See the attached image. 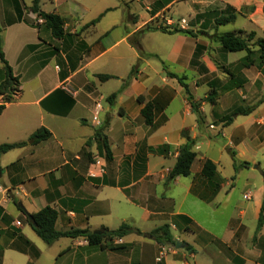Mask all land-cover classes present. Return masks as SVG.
<instances>
[{"label":"crops","instance_id":"crops-1","mask_svg":"<svg viewBox=\"0 0 264 264\" xmlns=\"http://www.w3.org/2000/svg\"><path fill=\"white\" fill-rule=\"evenodd\" d=\"M32 2L0 0L2 47L20 89L0 114V145L27 141L41 127L52 135L0 156V264H264V223L255 237L264 199V136L256 132L264 131V100L241 113L255 97L242 95L262 79L264 62L257 52L252 61L246 55L231 59L216 37L224 33L216 20L235 13L232 22L242 18V31L264 39V0H40L41 10L64 19L60 38L37 22ZM148 24L193 34L141 32ZM162 34L171 42L165 52L151 44L164 42ZM163 65L186 77L202 121ZM133 68L110 103L108 96ZM99 74L113 77L101 80ZM5 77L0 60V85ZM212 89L215 104L203 99ZM147 102L155 105L152 125L142 113ZM188 139L197 153L191 173L169 180ZM233 152L252 165L236 170ZM206 159L217 166L216 187L202 174ZM48 205L58 213L59 231L98 232L129 223L143 234L111 244H91L83 236L48 244L28 216ZM165 224L180 247L148 234Z\"/></svg>","mask_w":264,"mask_h":264},{"label":"trees","instance_id":"trees-1","mask_svg":"<svg viewBox=\"0 0 264 264\" xmlns=\"http://www.w3.org/2000/svg\"><path fill=\"white\" fill-rule=\"evenodd\" d=\"M31 10L35 13H37L40 16H43L46 18V24L49 26L52 30V33L54 34L55 37H62L64 34V19L56 14V13H49L45 12L40 9V0H33L32 5H31ZM237 17V14H230V15H222L220 16L217 20L216 23L218 25H226L232 21H234ZM100 19V16L94 20H92L89 24H94ZM153 30H161L163 32H168V33H186V34H193L191 30L188 29H183L178 26H174L172 28L166 26V25H160L159 27L152 26L148 24L144 29L141 30V32H148V31H153ZM1 31V29H0ZM217 40L221 42L222 47L230 52H238V51H245L246 54V59L248 60H253L252 55L255 53V50L252 47L251 42L255 39L256 37V32L251 31L247 35H245V32L240 30V31H229V32H224L221 34H218ZM254 44L258 47L259 51V57L261 59V62H264V39L258 37L255 39ZM0 60L4 64V68L6 71V77L4 81L0 85V94H3V103L0 104V114L3 112L5 109L6 103L14 100L15 96L19 92V79L18 77L13 75V71L11 66L9 65L4 51L2 47V40H1V35H0ZM164 69L167 71V74L173 78H176L180 84L184 87L185 92L187 93L188 99L192 105V108L194 112L197 114L199 121H202L203 116L200 111V102L195 101L193 95L191 94L189 90L188 84L185 82L186 77L185 76H179L178 74L174 72H170L167 70V66L163 65ZM134 68L131 71L130 75L127 78V81L122 85L120 90L112 93L111 95L108 96L107 100L110 103H114L117 95L119 92L126 86L128 80L131 78V76L134 73ZM98 77L101 80H108L112 78L113 76L110 74H99ZM216 95L217 91L215 89H212L208 95H207V100L215 104L216 103ZM256 105H252L249 108L242 110V114H249L256 108ZM154 108L155 105L152 102H147L145 106L142 109V113L145 116L146 123L149 125L153 124V117H154ZM51 132L45 128L41 127L37 130H35L28 138L27 141H21L17 143H5L0 145V156L13 149L16 147L24 146L28 143L31 144H36L39 143L49 137H51ZM97 138L101 142V147L105 151V154L108 158H111V151L109 148V145L107 143V138L106 136L102 133V129L97 130ZM195 145V141L188 139L183 145H181L179 149V154L177 157V160L170 171L169 174V180L174 179L177 176H187L191 173V167L193 164V161L195 160L197 153L193 149ZM233 158H234V164H235V169L238 170L239 167H247L250 166V163L247 161H239L235 157V153L233 152ZM202 174L207 177L215 187L219 185L221 180L219 179L218 172H217V166L216 164L210 160L206 159L203 163L202 167ZM29 221L32 226V228L35 230V232L48 244L53 243L55 240L61 238V237H78V236H83L85 237L89 243L91 244H101L103 241L110 243L113 241L114 238L116 237H123L127 234L130 233H137V234H143L142 231L138 228L133 227L129 223H123L121 224L117 229H102L98 232L91 231L89 229H72L68 231H59L55 227V223L57 220L58 213L57 211L51 207L50 205L42 208L38 212L29 214ZM264 223V199H263V205L261 208L259 220H258V225L257 229L255 232V237L256 234L259 232L261 229L262 225ZM151 236H153L159 243H171V244H176V240L174 239L173 234L170 232V227L169 225L165 224L162 225L154 230H152L150 233Z\"/></svg>","mask_w":264,"mask_h":264},{"label":"rangeland","instance_id":"rangeland-1","mask_svg":"<svg viewBox=\"0 0 264 264\" xmlns=\"http://www.w3.org/2000/svg\"><path fill=\"white\" fill-rule=\"evenodd\" d=\"M174 18L176 19V20H178V15H174ZM245 22H244V20L242 19V18H238V20L237 21H235V22H230V23H228V24H226V25H221V26H219V31L220 32H227V31H238V30H244V28H245ZM248 33H250V32H246L245 33V35H247ZM162 38H163V40H165L164 42H162L161 43V40L160 39H157V40H154V41H151V44L154 46L155 45V47L157 48V49H159V50H161L162 52H165V50H167L166 48L167 47H169V45L171 44V42H168V40H170V37L168 36V35H164V34H162ZM255 39H257V36L255 37ZM255 39L251 42V44H252V47L256 50L255 51V53L257 52V53H259V51H258V47L254 44V41H255ZM254 53V54H255ZM247 53L245 52V51H238V52H231V54H230V58L231 59H237V58H239L240 56H242V55H246ZM253 56V55H252ZM221 69H220V71L222 72V73H225L227 70H226V68L225 67H220ZM229 70V69H228ZM228 72V71H227ZM186 76L188 77V81L189 82H191L192 81V79H193V73L191 72V71H189V70H187L186 71ZM264 74V73H263ZM205 90H207V87H201L200 88V91H198L200 94H203V92L205 91ZM246 91H244V93H243V95L242 96H246V95H248L247 93H249V95H255V97L252 99V100H250V105L252 106V105H259L261 102H263V100H264V76H262V79H257L256 80V82L254 83V85H253V88L251 89V90H247V88L245 89ZM206 95H208V93L206 94ZM249 95H248V97H249ZM241 96V97H242ZM207 96H205V97H203V99H205V100H207V98H206ZM247 97V96H246ZM218 98V95H216V99ZM241 100L242 101H247L248 100V98H246V99H244L243 100V98H241ZM209 102V101H208ZM249 103V102H248ZM210 106V105H209ZM217 130V129H216ZM257 134L259 135V136H261V138H262V135L264 136V131H262L261 129H258L257 128ZM264 140V139H263ZM259 154V153H258ZM259 156H262L261 158H262V163H263V165H264V154H259ZM230 159V158H229ZM228 165H229V162L225 159V164H224V173L226 174L227 173V171L229 170V167H228ZM250 165H252V163L250 164ZM259 166H260V164H258ZM226 166V167H225ZM228 167V168H227ZM264 167V166H263ZM247 173H248V170H244V172H243V174H241L240 175V177L238 178V180H239V183L241 184V183H244V179L246 178L245 176L247 175ZM230 174V172H228V175ZM252 175H256V177H258L257 176V174H253L252 173ZM258 179H259V177H258ZM257 178L255 179V183L257 184L258 183V180Z\"/></svg>","mask_w":264,"mask_h":264},{"label":"built area","instance_id":"built-area-1","mask_svg":"<svg viewBox=\"0 0 264 264\" xmlns=\"http://www.w3.org/2000/svg\"><path fill=\"white\" fill-rule=\"evenodd\" d=\"M37 22H38L39 24H43V23L46 24V18L43 17V16H40V15H39V17L37 18ZM166 22H167L168 24L174 23V22H172V19H168V20H166ZM101 108H102L101 101H97V103H96V113H95V115H94V120H96V121L98 120V113H99V111L101 110ZM211 127H214V126H211ZM98 163H99V161H96V162H95V164H98ZM91 174H92V173H91ZM245 198H246V199H249V198H250V195H246ZM16 225L20 226V225H21V222H20V221H17V222H16ZM163 256H164V252H161V253H160V256L157 258V260L160 261V260L162 259Z\"/></svg>","mask_w":264,"mask_h":264},{"label":"water","instance_id":"water-1","mask_svg":"<svg viewBox=\"0 0 264 264\" xmlns=\"http://www.w3.org/2000/svg\"><path fill=\"white\" fill-rule=\"evenodd\" d=\"M177 242V247H180L181 246V242H179V241H176Z\"/></svg>","mask_w":264,"mask_h":264}]
</instances>
